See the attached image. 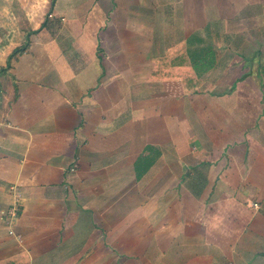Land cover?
Segmentation results:
<instances>
[{
    "label": "crops",
    "instance_id": "crops-1",
    "mask_svg": "<svg viewBox=\"0 0 264 264\" xmlns=\"http://www.w3.org/2000/svg\"><path fill=\"white\" fill-rule=\"evenodd\" d=\"M11 3L0 264H264V0Z\"/></svg>",
    "mask_w": 264,
    "mask_h": 264
},
{
    "label": "trees",
    "instance_id": "trees-1",
    "mask_svg": "<svg viewBox=\"0 0 264 264\" xmlns=\"http://www.w3.org/2000/svg\"><path fill=\"white\" fill-rule=\"evenodd\" d=\"M54 0H50L51 5H53ZM42 24L33 30H28L25 33V41L23 43H21L20 45L16 46L15 48L12 49V51L8 54L7 56V62L5 66L0 67V73L2 72H6L10 67H11V60L18 54L21 53L23 51L26 50V48L28 47V43H29V35L31 33H34L36 31H38L41 28ZM166 65H162L160 66V64L158 66H156V69L154 68L151 77L152 78H164L163 76H171L173 74L170 73V70L167 69ZM258 69H259V73L262 75L263 77V81H264V62H262L261 64L258 65ZM200 70H197L195 68V65L191 68L190 72L182 71L179 69H175V76L176 77H180L183 78L184 83L186 84V86L188 87V89H190L192 92L196 91V88L201 85L202 83V78H199L196 75V72H198ZM186 72V73H185Z\"/></svg>",
    "mask_w": 264,
    "mask_h": 264
},
{
    "label": "rangeland",
    "instance_id": "rangeland-1",
    "mask_svg": "<svg viewBox=\"0 0 264 264\" xmlns=\"http://www.w3.org/2000/svg\"><path fill=\"white\" fill-rule=\"evenodd\" d=\"M11 2L12 3H15L16 4L15 6H18V4L16 3L17 0H11ZM36 2L38 3V2H40V0H38V1L36 0ZM12 3H11V5H13ZM17 13H18V16H19L20 15L19 14V11H17ZM208 42L210 44H214L215 43V45H219V44L225 43V41L220 40V38H214V43L212 42V40H209ZM255 57H256V61H254L253 66L250 68V73L253 72V75H254V77H253L254 78V84H253V86H254V89H255L254 91L255 92H262L264 94V81H263V77L258 72L259 69H257L258 68V65L261 64L262 62H264L263 61L264 54H255ZM227 60L229 61V59H227ZM223 71L224 70H218L219 75L222 74V76H223ZM239 71H241V70H239ZM216 72H217V70H211V73H209L210 75L208 76V81L211 82L212 84L209 85V86H207L206 87V90H203V91L219 93V92H222L224 89H226L228 87V85L230 83L229 82L230 81L229 79L231 78V76L229 75V73H228V75L224 76L223 78H220L219 81H218L217 80ZM216 81H218V82H216ZM262 100H263L262 103H264V98Z\"/></svg>",
    "mask_w": 264,
    "mask_h": 264
},
{
    "label": "built area",
    "instance_id": "built-area-1",
    "mask_svg": "<svg viewBox=\"0 0 264 264\" xmlns=\"http://www.w3.org/2000/svg\"><path fill=\"white\" fill-rule=\"evenodd\" d=\"M12 215L16 214V207H13V211L11 212Z\"/></svg>",
    "mask_w": 264,
    "mask_h": 264
}]
</instances>
